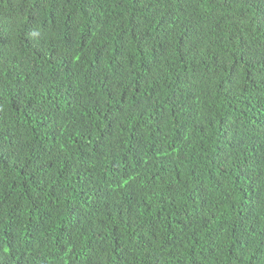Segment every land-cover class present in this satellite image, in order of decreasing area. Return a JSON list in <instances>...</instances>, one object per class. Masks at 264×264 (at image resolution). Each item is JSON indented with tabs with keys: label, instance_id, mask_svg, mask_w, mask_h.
I'll return each instance as SVG.
<instances>
[{
	"label": "trees",
	"instance_id": "trees-1",
	"mask_svg": "<svg viewBox=\"0 0 264 264\" xmlns=\"http://www.w3.org/2000/svg\"><path fill=\"white\" fill-rule=\"evenodd\" d=\"M0 264H264V0H0Z\"/></svg>",
	"mask_w": 264,
	"mask_h": 264
}]
</instances>
